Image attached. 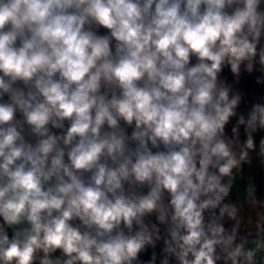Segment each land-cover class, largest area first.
<instances>
[{
	"label": "clouds",
	"instance_id": "1",
	"mask_svg": "<svg viewBox=\"0 0 264 264\" xmlns=\"http://www.w3.org/2000/svg\"><path fill=\"white\" fill-rule=\"evenodd\" d=\"M253 165L264 0H0V264H264Z\"/></svg>",
	"mask_w": 264,
	"mask_h": 264
},
{
	"label": "crops",
	"instance_id": "2",
	"mask_svg": "<svg viewBox=\"0 0 264 264\" xmlns=\"http://www.w3.org/2000/svg\"><path fill=\"white\" fill-rule=\"evenodd\" d=\"M246 87L251 92L259 91L256 86L249 81ZM255 183L260 186L261 190L264 191V176L261 175V170L259 167L253 165L251 167L245 168L236 178L235 188L233 190V198L243 202L245 197V188L249 183Z\"/></svg>",
	"mask_w": 264,
	"mask_h": 264
}]
</instances>
